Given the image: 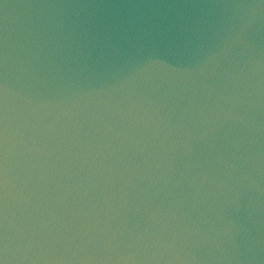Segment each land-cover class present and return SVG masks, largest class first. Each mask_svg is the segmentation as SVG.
Returning <instances> with one entry per match:
<instances>
[{
  "label": "water",
  "instance_id": "1",
  "mask_svg": "<svg viewBox=\"0 0 264 264\" xmlns=\"http://www.w3.org/2000/svg\"><path fill=\"white\" fill-rule=\"evenodd\" d=\"M0 264H264V0H0Z\"/></svg>",
  "mask_w": 264,
  "mask_h": 264
}]
</instances>
